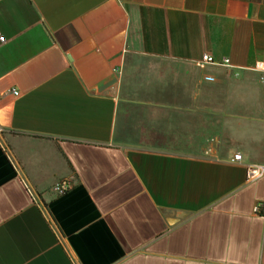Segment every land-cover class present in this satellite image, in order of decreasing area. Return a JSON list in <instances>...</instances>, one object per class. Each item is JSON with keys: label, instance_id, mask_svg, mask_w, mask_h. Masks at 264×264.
Returning <instances> with one entry per match:
<instances>
[{"label": "crops", "instance_id": "obj_1", "mask_svg": "<svg viewBox=\"0 0 264 264\" xmlns=\"http://www.w3.org/2000/svg\"><path fill=\"white\" fill-rule=\"evenodd\" d=\"M259 61L264 0H0V264H264Z\"/></svg>", "mask_w": 264, "mask_h": 264}, {"label": "built area", "instance_id": "obj_2", "mask_svg": "<svg viewBox=\"0 0 264 264\" xmlns=\"http://www.w3.org/2000/svg\"><path fill=\"white\" fill-rule=\"evenodd\" d=\"M199 63L200 65H215V66H225V67L231 66L228 58H223L221 61H217L208 54H203ZM252 70L259 73V80L264 83V62L262 61L256 62ZM12 94L17 96L19 92L17 90H14L12 91ZM241 160H242L241 154L237 153L234 155L231 162L239 163L241 162ZM261 177H264V164L262 165L249 164L246 166L247 181H253ZM70 188L71 185L69 184L68 181H60L57 182L52 187L51 190L53 193L59 196L65 194ZM261 210H264V203H259L255 205L254 212L259 213Z\"/></svg>", "mask_w": 264, "mask_h": 264}]
</instances>
